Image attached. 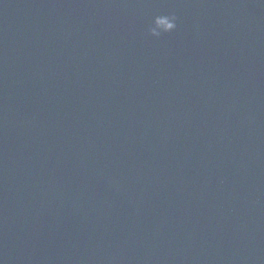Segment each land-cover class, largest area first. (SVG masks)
<instances>
[{"label":"water","instance_id":"obj_1","mask_svg":"<svg viewBox=\"0 0 264 264\" xmlns=\"http://www.w3.org/2000/svg\"><path fill=\"white\" fill-rule=\"evenodd\" d=\"M0 264H264V3L0 0Z\"/></svg>","mask_w":264,"mask_h":264},{"label":"clouds","instance_id":"obj_2","mask_svg":"<svg viewBox=\"0 0 264 264\" xmlns=\"http://www.w3.org/2000/svg\"><path fill=\"white\" fill-rule=\"evenodd\" d=\"M264 3V0H260ZM177 29V17L174 14H162L155 16L146 28V34L153 39L175 32Z\"/></svg>","mask_w":264,"mask_h":264}]
</instances>
